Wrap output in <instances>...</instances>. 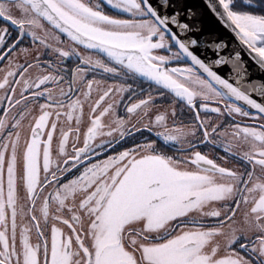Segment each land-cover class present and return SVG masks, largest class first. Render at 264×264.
Returning a JSON list of instances; mask_svg holds the SVG:
<instances>
[{
	"label": "snow or ice",
	"instance_id": "1",
	"mask_svg": "<svg viewBox=\"0 0 264 264\" xmlns=\"http://www.w3.org/2000/svg\"><path fill=\"white\" fill-rule=\"evenodd\" d=\"M0 264H264V0H0Z\"/></svg>",
	"mask_w": 264,
	"mask_h": 264
},
{
	"label": "water",
	"instance_id": "2",
	"mask_svg": "<svg viewBox=\"0 0 264 264\" xmlns=\"http://www.w3.org/2000/svg\"><path fill=\"white\" fill-rule=\"evenodd\" d=\"M190 2L203 5V0H190ZM205 27L208 30L214 31L217 35H226L224 30L211 15L205 17Z\"/></svg>",
	"mask_w": 264,
	"mask_h": 264
},
{
	"label": "flooded vegetation",
	"instance_id": "3",
	"mask_svg": "<svg viewBox=\"0 0 264 264\" xmlns=\"http://www.w3.org/2000/svg\"><path fill=\"white\" fill-rule=\"evenodd\" d=\"M153 119H154V117H153Z\"/></svg>",
	"mask_w": 264,
	"mask_h": 264
}]
</instances>
